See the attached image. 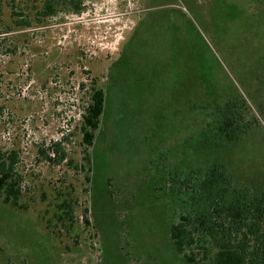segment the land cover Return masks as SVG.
I'll return each mask as SVG.
<instances>
[{
  "label": "rangeland",
  "instance_id": "obj_1",
  "mask_svg": "<svg viewBox=\"0 0 264 264\" xmlns=\"http://www.w3.org/2000/svg\"><path fill=\"white\" fill-rule=\"evenodd\" d=\"M81 2L25 29L4 2L0 147L18 153L28 206L0 196V264H189L170 228L206 171L264 189V0ZM229 101L249 127L230 144Z\"/></svg>",
  "mask_w": 264,
  "mask_h": 264
},
{
  "label": "trees",
  "instance_id": "obj_2",
  "mask_svg": "<svg viewBox=\"0 0 264 264\" xmlns=\"http://www.w3.org/2000/svg\"><path fill=\"white\" fill-rule=\"evenodd\" d=\"M81 1L0 0V18L6 2L15 26L23 29L43 26L48 18L60 12L59 6L72 4L75 7L72 11L78 13ZM8 29L11 26L6 27L5 32ZM89 93L90 101L84 107L80 127L83 145L87 147L93 144L105 102L104 90L95 84L91 85ZM218 107H224L220 124L225 142L234 143L249 129L242 124L246 111L242 110L241 103L233 101ZM55 145L61 143L55 142ZM23 177L17 151L0 147V196L5 203L27 208L28 205L21 202L25 193ZM198 183L189 207L171 225L170 236L175 249L189 264H264V189L251 191L231 186L225 178V170L217 164L208 169Z\"/></svg>",
  "mask_w": 264,
  "mask_h": 264
},
{
  "label": "flooded vegetation",
  "instance_id": "obj_3",
  "mask_svg": "<svg viewBox=\"0 0 264 264\" xmlns=\"http://www.w3.org/2000/svg\"><path fill=\"white\" fill-rule=\"evenodd\" d=\"M82 4H83V2L81 3V9H80V11L78 12V13H80V12H83V8H82ZM147 19V18H146ZM145 21H147V20H145ZM140 27V24H138V27L136 28V29H138ZM141 27H142V22H141ZM140 30H141V28H140ZM139 30V31H140ZM137 33H139V32H137ZM137 33H135V36L137 35ZM129 43H130V40L126 43V45L125 46H129ZM131 46H129V48H130ZM128 48V47H127ZM127 48H126V50H127ZM124 53V52H123ZM124 54H121L119 57H122ZM125 57V56H124ZM105 97H106V95H105Z\"/></svg>",
  "mask_w": 264,
  "mask_h": 264
}]
</instances>
